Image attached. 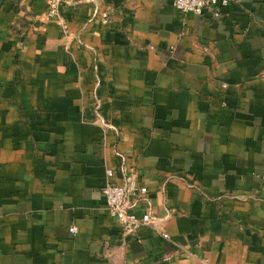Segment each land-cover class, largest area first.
<instances>
[{"label":"crops","instance_id":"1","mask_svg":"<svg viewBox=\"0 0 264 264\" xmlns=\"http://www.w3.org/2000/svg\"><path fill=\"white\" fill-rule=\"evenodd\" d=\"M172 1L0 5V264H264V0Z\"/></svg>","mask_w":264,"mask_h":264},{"label":"built area","instance_id":"2","mask_svg":"<svg viewBox=\"0 0 264 264\" xmlns=\"http://www.w3.org/2000/svg\"><path fill=\"white\" fill-rule=\"evenodd\" d=\"M63 0H48L47 15L49 17H57ZM230 0H173L172 5L184 12L193 15H201L207 8L213 9L214 17H221V8L227 6ZM102 22L106 23L107 13L104 12ZM102 120V119H100ZM113 174L111 169L106 171V180L101 187V195L104 198L105 209L110 217L115 219L125 232H135L141 226L152 227L163 238H168V233L164 231L162 221L166 217H158L150 211L144 210L140 214L133 211L134 204L127 201V196L131 193L136 196L137 200H145L147 198V188L138 185L132 175L124 176L121 183H113L109 181V177ZM261 180V197L264 199V173L260 177ZM68 231L72 234L77 233V227L69 225ZM171 257L165 255L164 259L169 260Z\"/></svg>","mask_w":264,"mask_h":264},{"label":"water","instance_id":"3","mask_svg":"<svg viewBox=\"0 0 264 264\" xmlns=\"http://www.w3.org/2000/svg\"><path fill=\"white\" fill-rule=\"evenodd\" d=\"M3 1H4V0H0V5L2 4Z\"/></svg>","mask_w":264,"mask_h":264}]
</instances>
